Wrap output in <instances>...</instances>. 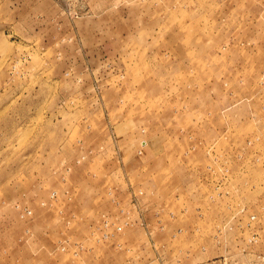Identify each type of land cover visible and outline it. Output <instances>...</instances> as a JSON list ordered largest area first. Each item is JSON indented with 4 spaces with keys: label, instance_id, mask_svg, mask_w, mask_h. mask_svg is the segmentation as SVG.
I'll use <instances>...</instances> for the list:
<instances>
[{
    "label": "rangeland",
    "instance_id": "rangeland-1",
    "mask_svg": "<svg viewBox=\"0 0 264 264\" xmlns=\"http://www.w3.org/2000/svg\"><path fill=\"white\" fill-rule=\"evenodd\" d=\"M0 235V264H264V0H0Z\"/></svg>",
    "mask_w": 264,
    "mask_h": 264
},
{
    "label": "built area",
    "instance_id": "built-area-1",
    "mask_svg": "<svg viewBox=\"0 0 264 264\" xmlns=\"http://www.w3.org/2000/svg\"><path fill=\"white\" fill-rule=\"evenodd\" d=\"M77 163H79L77 161ZM43 205V204H42ZM243 212V209L238 210L236 213H234L231 216V220L228 221L227 224H229L231 221L233 220H238L241 215V213ZM31 215V212L29 210H24L21 214V219H24L25 217H29ZM248 223L246 225V230L249 231L250 230V223H253L255 221V216H249L248 218ZM128 223H124V225L126 226ZM97 231L99 232L100 235V240L101 241H108L109 239H111L114 234H119L122 231V226L118 224V222L112 218H109L107 215H102L100 222L98 224L97 227ZM250 239L249 241L252 240H256L257 234L254 231H250ZM77 250V247H75ZM59 250L61 252H66L67 251V247H66V241L62 242L59 246ZM74 255L77 254V251L73 252ZM231 258H229L228 256H223L221 257V259H219L218 261H207V262H203V263H198V264H238V262H230Z\"/></svg>",
    "mask_w": 264,
    "mask_h": 264
},
{
    "label": "crops",
    "instance_id": "crops-1",
    "mask_svg": "<svg viewBox=\"0 0 264 264\" xmlns=\"http://www.w3.org/2000/svg\"><path fill=\"white\" fill-rule=\"evenodd\" d=\"M65 200H67V198H65ZM67 202L69 203V202H71V201H68L67 200ZM0 239H2V237H1V235H0ZM50 247H48V246H43V247H41L40 248V250L38 251V253H35V256L36 257H39V256H42V258H47L49 255H47V254H54L55 256H59V250H58V247H52V248H50ZM106 249L110 252V253H117V252H120L121 253V251H118V249H120L119 247H117V246H115V244L114 243H111V244H109V245H107V247H106ZM118 254V253H117ZM88 255V256H87ZM84 258H83V260H82V263L81 264H94V263H90V262H88L89 261V258H91V256L89 255V254H87ZM50 257V256H49ZM60 258V257H59ZM50 260V259H49ZM84 261V262H83ZM87 261V262H86ZM102 262H103V264H110L109 262H104L103 260H102ZM61 264H75V261L73 262V260H71V259H69V260H64V262L63 263H61Z\"/></svg>",
    "mask_w": 264,
    "mask_h": 264
}]
</instances>
